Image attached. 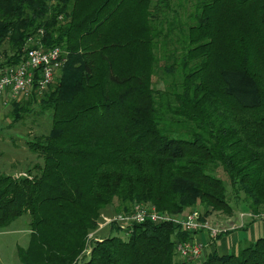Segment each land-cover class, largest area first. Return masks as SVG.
<instances>
[{
  "label": "trees",
  "instance_id": "16d2710c",
  "mask_svg": "<svg viewBox=\"0 0 264 264\" xmlns=\"http://www.w3.org/2000/svg\"><path fill=\"white\" fill-rule=\"evenodd\" d=\"M40 28L68 60L39 100L51 128L28 141L43 163L0 171V228L31 218L22 264H184L176 239L193 236L170 220L93 240L89 255L88 235L117 202L232 213L219 168L264 213V0H0L6 63ZM29 97L13 101L18 118ZM201 264H264V236Z\"/></svg>",
  "mask_w": 264,
  "mask_h": 264
},
{
  "label": "rangeland",
  "instance_id": "374dc122",
  "mask_svg": "<svg viewBox=\"0 0 264 264\" xmlns=\"http://www.w3.org/2000/svg\"><path fill=\"white\" fill-rule=\"evenodd\" d=\"M9 54H12L11 50L7 44H4L2 49H0V61H6ZM154 85L156 87H162L163 85L162 81L157 76L154 77ZM45 91L46 90L42 92H35L37 94V97L35 98V101H32L31 103H23L22 105V102H20V104L24 107V109L21 110L24 111L21 118H18L15 114V105L13 104V101L6 105L0 99L1 172L19 176L25 174L26 171L29 168L33 167L35 164L43 163V157L39 153L31 150L28 145V141L33 140L39 135L47 134L51 128V118L48 112L42 111L39 105V100ZM215 173L222 177L226 182L229 189V200L233 204L234 210L232 211V213L214 210L209 218L214 224H222L224 226L229 222L239 224L241 222L239 218L240 213L249 212V209L247 208L248 205L245 200V193L241 192L240 196H236L230 185L227 173L221 168L216 169ZM117 204L118 202L105 207L101 211L99 220L103 221L104 216H113L118 212H123L117 211ZM196 209L202 210L201 208ZM185 215L186 214H181L180 216L184 217ZM255 218L256 219L254 220L252 226L249 227V233L247 236L249 240H237L235 244H232L230 246L229 253L238 251L247 243L255 241L257 238L264 236V213L255 216ZM244 219H247V217ZM30 220L31 218L28 213L23 214L22 216L11 222L8 226L0 228L1 263L22 264L18 249L19 247H27L29 243L31 234ZM179 228L183 230L181 226H179ZM92 231L94 236H97L98 239H101L109 234H118L123 238H126L128 236L126 232L122 228H120V225L115 222H112L111 224L105 225L103 227L98 226ZM227 236L228 235L226 234L225 237ZM93 240L96 239L92 238L91 243L93 242ZM219 242L220 240H218V243ZM233 242L234 241H232V243ZM203 243L205 244V246L208 244L205 242ZM215 249V245L209 246L206 250V253L204 251L203 260L209 253H211ZM86 254L89 255V253ZM175 258L178 262L189 264L188 261H179V259L181 258L178 257V255H176Z\"/></svg>",
  "mask_w": 264,
  "mask_h": 264
},
{
  "label": "built area",
  "instance_id": "2783aa9c",
  "mask_svg": "<svg viewBox=\"0 0 264 264\" xmlns=\"http://www.w3.org/2000/svg\"><path fill=\"white\" fill-rule=\"evenodd\" d=\"M43 36L44 29L40 28L28 37L23 47L22 59L19 62L0 61V99L4 104L7 105L11 101L28 98L35 92L47 90L55 81L58 71L67 62L68 51L60 45L45 47ZM245 216L255 217L251 212H242L239 224L228 223L224 226L214 224L209 219L203 220L199 210H193L182 217L160 211L155 206L146 203L136 202L131 212H118L113 216H104L103 221H98V226L103 227L115 222L129 235L134 223L173 221L193 236L187 240L176 239V254L189 264H201L205 260H203L205 244L200 240H195L194 236L201 231H206L209 235V243H213L223 233L242 227L245 223ZM92 238L98 239L93 231L88 235L86 253L91 252Z\"/></svg>",
  "mask_w": 264,
  "mask_h": 264
},
{
  "label": "crops",
  "instance_id": "0c3cea01",
  "mask_svg": "<svg viewBox=\"0 0 264 264\" xmlns=\"http://www.w3.org/2000/svg\"><path fill=\"white\" fill-rule=\"evenodd\" d=\"M246 217H247V219H244L245 223H246V224L244 223V226L238 227L236 229L229 230V231L225 232L224 234L220 235L219 238L213 243H209V235L206 232H202V231L199 232L198 234H196L194 236V239L208 243L205 246V253H206L207 248L211 245H215V247H216V249L213 250L212 252L216 251L219 254L229 253L230 246L232 244H235L237 242V240H241V239L249 240V238L247 237L248 233H249V227L252 226V224L256 218L253 217V218H255V219H253L252 217L249 218V216H245V218ZM209 220H210V218H209ZM230 221H232V220H230ZM229 223L231 224L232 222H229ZM226 234L228 235L227 237H225ZM218 240H220L219 243H218ZM232 241H234V242L232 243ZM179 261H183V260L179 259Z\"/></svg>",
  "mask_w": 264,
  "mask_h": 264
}]
</instances>
